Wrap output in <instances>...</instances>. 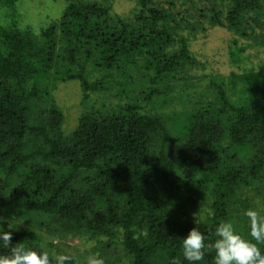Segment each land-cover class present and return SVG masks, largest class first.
I'll list each match as a JSON object with an SVG mask.
<instances>
[{
	"label": "trees",
	"instance_id": "trees-1",
	"mask_svg": "<svg viewBox=\"0 0 264 264\" xmlns=\"http://www.w3.org/2000/svg\"><path fill=\"white\" fill-rule=\"evenodd\" d=\"M16 2L0 0V192L18 213L105 249L121 243L125 264H188L182 237L208 200L213 213L197 225L207 242L224 220L247 235L240 206L264 216V68L208 76L211 96L188 110L164 106L201 65L190 39L208 26L249 41L234 40L236 65L247 47L264 49V0H137L131 17L109 0H66L39 33L18 25ZM140 67L149 85L132 94ZM61 80L80 83L83 103L113 88L119 101L89 106L68 133L52 94ZM1 227L12 244L42 249L38 230ZM213 257L209 249L200 264Z\"/></svg>",
	"mask_w": 264,
	"mask_h": 264
},
{
	"label": "rangeland",
	"instance_id": "rangeland-1",
	"mask_svg": "<svg viewBox=\"0 0 264 264\" xmlns=\"http://www.w3.org/2000/svg\"><path fill=\"white\" fill-rule=\"evenodd\" d=\"M109 1L112 4L114 13L131 17L137 0ZM157 1L166 3L171 0ZM179 1L189 3V0ZM200 1L205 3L207 0ZM65 6L66 0H17L18 25L22 27L29 26L34 32L39 33L55 19L61 17ZM184 7L190 8L191 4ZM8 20L11 23L12 16H9ZM236 38H238L239 45H245L249 42L223 27L208 26L206 31L199 32L191 37L190 48L197 55L201 65L193 68L189 74V85L188 88H185L183 94L179 96L181 100L177 96L178 93H174L172 100L164 106L166 111L171 109L188 110L192 108L194 100H198L201 96L206 98H208V95L211 96L208 76L228 75L242 71L245 67L264 68V49L257 47H247L242 53V62L238 63V65L233 63L231 51ZM132 74L134 82L129 84V89L136 90V92H131L132 94H140L137 91H141L149 85V75L143 67L134 68ZM120 80L124 83L125 79L120 77ZM118 86L121 89L124 87L121 83H118ZM239 88L234 87V90L239 93ZM107 91L103 90L102 92L93 93L89 101L83 103V91L77 80L58 81L52 90V94L65 113L64 130L68 133L71 132L77 126L81 114L89 106H98L104 101L107 104L119 101V91L116 88L109 90V92ZM210 202L208 200L201 204V209L192 211L190 216L195 219L198 218V220L207 219L213 213ZM248 208H255L260 212L256 204H252L250 207L240 206L239 212L244 214ZM18 212V208L11 205L6 190L0 192V217L3 218L0 221V227L8 224L18 228L28 227L38 230L43 238L40 242V247L48 251L52 256L57 253L68 254L80 264H90V261L94 258H102L104 264H125V261L128 260L125 256L124 245L121 243H117L115 247H107L105 249L94 237H89V234L65 233L54 229L48 231L44 227L34 228V222L30 217L32 218L36 214L32 213L29 217L26 213L22 212L19 214Z\"/></svg>",
	"mask_w": 264,
	"mask_h": 264
},
{
	"label": "clouds",
	"instance_id": "clouds-1",
	"mask_svg": "<svg viewBox=\"0 0 264 264\" xmlns=\"http://www.w3.org/2000/svg\"><path fill=\"white\" fill-rule=\"evenodd\" d=\"M244 215L248 218V233L242 234L230 220L219 222L214 231L215 239L207 242V237L197 226L182 237V255L188 264H200L206 252L214 251V264H264V216L255 208H248ZM3 218L0 217V221ZM10 223V222H9ZM0 227V247L8 249L0 253V264H72L73 257L57 253L50 256L48 251L21 242L11 243L12 232ZM90 264H104L102 258H94ZM171 264H181L173 258Z\"/></svg>",
	"mask_w": 264,
	"mask_h": 264
}]
</instances>
